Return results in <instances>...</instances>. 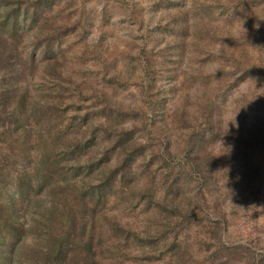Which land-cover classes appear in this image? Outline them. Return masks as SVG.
I'll list each match as a JSON object with an SVG mask.
<instances>
[{"label": "rangeland", "instance_id": "1", "mask_svg": "<svg viewBox=\"0 0 264 264\" xmlns=\"http://www.w3.org/2000/svg\"><path fill=\"white\" fill-rule=\"evenodd\" d=\"M55 10H59L61 20L68 21L64 25L70 27L51 39L53 50L60 53L59 68L55 72L47 70V60L40 54L49 46L46 35L36 37L39 42L34 41V26L37 25L29 19L18 33L28 48L21 66L30 67V71L19 79V93L27 89L29 97L35 99L40 91H44L43 101H47L41 107L47 111L46 116L57 112L64 115L67 122L74 117V121L88 117L101 123L106 113L113 109L122 119L116 125L119 132L129 133L135 148L139 147L133 155V170L141 167L146 171L145 174L141 172L129 188V200L114 194L106 206L108 218L116 216L125 230L133 229L140 236L132 240L118 239V244L114 249L110 247L99 264H116L115 259L120 260L118 264H254L253 258L258 264H264V149L257 145L254 157L248 162L239 158L230 170L224 166L219 169L223 174L219 181L228 187L224 192L228 195L218 211L210 200V208L205 207L201 214L179 227H163L151 240L144 238L142 233L155 210V203L148 202L146 186L153 180L159 182L160 176L152 179L153 171L158 174L166 170L158 161L148 159L153 145L151 139L156 134L152 122L165 123L176 140L179 130L174 113L178 112V107L188 105L193 116L195 110L206 103L207 93L213 91L216 100L221 102L225 118L220 142H228L232 135L231 124H235L237 131L240 128L249 131V126L259 118L258 123L264 125V0H58ZM181 10L188 11L193 19L209 22L212 30L217 32L206 35L208 38L202 49L189 44L186 58L178 62L174 59L178 52L174 56L165 55L163 48L170 36L182 31L175 29L173 19ZM29 24L34 25L30 30L26 28ZM194 29L195 26L187 33V42L194 36ZM250 33H259L256 49L262 58L255 57L254 60L257 74L246 79L247 74L228 86L229 89L220 88L224 87V81L233 69L230 67L234 64L231 49L237 43L243 44ZM29 49L36 56L33 66ZM204 49L211 53H203ZM147 58L154 61L155 97L160 100V107L153 114L144 110L148 96L144 92L143 65ZM170 70H174L176 76H170ZM237 75L235 73L233 77ZM9 80V76L0 74V100L5 98L3 94L9 93L10 83L14 82ZM110 97L117 102L115 108L109 105ZM248 101H257L249 112ZM7 115L0 114V119ZM2 128L0 123V140ZM103 130L102 127L97 129V135L102 136ZM258 130L260 137L264 128ZM23 131L24 124L18 133ZM219 140L217 147L221 145ZM100 147L103 149L104 146ZM117 149L118 145L114 144L109 151L115 165L120 163L116 160ZM215 150L217 152V148ZM1 152L8 151L0 149ZM15 152L18 154V150ZM23 154L24 150L20 159ZM250 169L255 171L250 175L253 179L248 175ZM93 174V181L97 183L96 173ZM3 189L4 192L8 190ZM3 189L0 188V192ZM96 224L100 225L98 217ZM107 235L110 240H116L121 232L112 230ZM104 245L109 246V243ZM112 255L115 259L110 258Z\"/></svg>", "mask_w": 264, "mask_h": 264}, {"label": "trees", "instance_id": "2", "mask_svg": "<svg viewBox=\"0 0 264 264\" xmlns=\"http://www.w3.org/2000/svg\"><path fill=\"white\" fill-rule=\"evenodd\" d=\"M57 1L0 0V74L14 81L7 90L9 93L3 94L5 98L0 100V114H8L0 119L3 126L0 149L8 151L0 153V188L9 190L0 192V264H99L110 247L114 249L118 244V239L132 240L140 236L133 229L125 230L116 216L108 218L106 209L114 194L129 200V188L134 180L141 172L146 173L141 167L133 170V155L139 147L135 148L129 133L119 132L116 125L122 119L114 114L113 109L106 113L101 123L88 117L79 121H74V117L67 122L64 121L65 116L57 112L47 117V111L41 107L47 101H43L44 91H40L35 99L29 97L27 89L18 91L20 77L30 71V67L21 66L28 48L25 46L27 43H22L18 37L29 19L37 25L26 26L29 30L34 26V41L39 42L36 37L46 35L49 46L40 54L47 60V70L55 72L59 68L60 53L53 50L51 39L70 27L64 25L68 21L61 20L59 10H55ZM184 11L173 17L175 29L182 31L170 36L163 48L165 55L174 56L178 52L174 56L178 62L186 58L189 44L202 49L206 35L217 32L212 30L209 22L193 19L188 11ZM194 26V36L187 42L186 35ZM237 44L230 51L234 60L230 67L233 69L225 79L224 87L220 88L229 89L247 74L249 77L246 79L257 74L254 60L255 57L262 58L256 49L259 33H250L243 44ZM202 52L211 53L205 49ZM33 54L31 52L32 66L36 59ZM153 65L150 58L143 65L144 92L148 96L144 110L151 114L160 107V100L155 97L156 69ZM235 73L238 75L233 77ZM170 76H176V72L170 70ZM206 92H209L207 88ZM211 94L207 93L206 103L201 108L199 106L193 116L188 105L178 107V112L174 113L179 130L176 140H173V133L165 123H151L156 126V134L151 139L153 145L148 159L150 162L158 161L166 170L158 174L153 171L152 179L160 176L159 182L153 180L146 186L148 202L151 205L155 203V210L142 232L144 238L151 240L161 233L163 227H179L184 221H190L205 207L210 208V200L218 211L228 195L224 193L228 187L219 181L223 175L219 169L224 166L230 170L235 159L239 158L248 162L254 157L256 145L264 149V134L258 136V129L264 128L258 123L259 118L249 126V131L241 128L237 131L235 124H231L232 135L228 142H220L225 118L221 102L216 100L213 91ZM185 102L189 104L187 98ZM256 103L248 101L247 112ZM115 104L117 102L110 97L109 105L115 108ZM23 124L25 131L18 133ZM100 127L104 129L102 136L97 135ZM218 140L221 145L217 147ZM114 144L118 145V165L113 163L115 159L109 152ZM100 146H104L103 149ZM23 150V158L20 159ZM99 165L101 167L97 169ZM94 172L97 183L93 181ZM253 173L255 171L251 169L248 171L249 176ZM96 217L100 225L96 224ZM153 222L156 227H153ZM112 230L121 232V236L110 240L107 234ZM107 242L109 246L104 245ZM110 258L115 259L113 255ZM253 259L254 264H258V260Z\"/></svg>", "mask_w": 264, "mask_h": 264}]
</instances>
